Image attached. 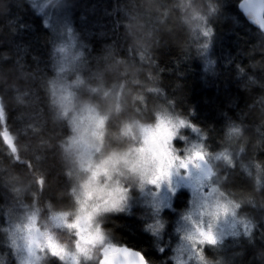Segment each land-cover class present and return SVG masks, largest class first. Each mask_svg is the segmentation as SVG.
I'll return each mask as SVG.
<instances>
[{
	"label": "clouds",
	"instance_id": "clouds-1",
	"mask_svg": "<svg viewBox=\"0 0 264 264\" xmlns=\"http://www.w3.org/2000/svg\"><path fill=\"white\" fill-rule=\"evenodd\" d=\"M71 7L72 0H49L46 10L67 12ZM220 9L221 0H127L122 20L128 41L124 54L106 50L90 62L80 48L79 33L68 26L58 30L53 39L47 71L39 67L29 70L23 65L0 67V111L4 112L5 121L9 103L40 116L34 129L31 124L26 129L7 126L21 157L28 159L35 151L41 153V160L33 161L31 169L12 172L7 178L10 192L20 203L14 221L31 227L40 264L53 260L56 264L138 261L139 250L122 237L119 230L124 225L114 218L131 217L138 209L136 218L144 232L152 221V210L145 202L151 199L147 193L154 189L150 179L158 162L140 149L165 129H172L175 135L171 147L178 153L181 148L174 142L185 137L184 130L189 128L187 123L180 126V121L189 122L188 117L161 87L153 53L162 36L174 31L183 35L184 51L203 53L202 46L208 39L205 33L211 30L213 34L212 21ZM258 27L264 34V27ZM260 67L264 65H253V71ZM247 83L264 87L255 76L248 77ZM233 124L225 128L217 151L230 156L208 161L211 188L205 192L211 191L212 196L198 204L189 201L177 212L171 221L174 231L181 213L187 214L185 225L191 232L209 225L218 232L233 213L242 219L240 209L245 204L256 206L264 184H258L255 176L264 178V166L253 176L252 193L238 195L225 188L228 170L244 160L252 161L247 155L252 140L248 127L235 124L237 131L229 135ZM261 145L264 140L254 143L253 151ZM205 150L209 158L217 153L207 147ZM46 154L55 158L66 180L65 188L55 197L47 194L51 186L42 162ZM117 190L124 198L113 207L111 196ZM25 197L29 198L27 203ZM258 203L264 207V198ZM160 219L164 237L170 222L162 212ZM187 235H177L178 241ZM49 241L61 250L59 256L51 254ZM153 241L156 245L155 237ZM205 247L202 255L209 264H228L209 258Z\"/></svg>",
	"mask_w": 264,
	"mask_h": 264
},
{
	"label": "trees",
	"instance_id": "trees-1",
	"mask_svg": "<svg viewBox=\"0 0 264 264\" xmlns=\"http://www.w3.org/2000/svg\"><path fill=\"white\" fill-rule=\"evenodd\" d=\"M241 2L221 0L218 17L212 21L213 34L206 52L184 51L183 35L174 31L162 36L152 58L162 89L206 134L211 149L221 148L229 124L243 123L248 127L252 140L247 155L252 161L245 160L237 168L229 169L225 183L227 190L245 195L253 192V176L257 170L252 165L264 166V145L254 151L252 147L257 141L264 140V124H261L264 119V87L247 83L248 77L255 76L264 84V67L253 71V65H264V34L249 21L241 9ZM126 3L127 0H72L74 29L85 44L84 54L90 62L106 50L124 54L128 44L122 26ZM53 39L51 26L31 0H0V67L23 65L29 70L39 67L47 71ZM6 112L8 127L19 125L26 129L27 125L36 126L40 122L36 112L18 110L10 103ZM34 154L41 156L39 151ZM33 155L28 160L33 162ZM42 162L51 186L47 194L55 197L65 188V177L60 174L59 165L51 155H44ZM242 166H248V171ZM26 170L25 165L9 157L6 145L0 143V258L3 264H17L8 244L5 225L8 212L20 206L9 190L7 178L12 172ZM255 179L258 184H264V178L259 175ZM177 197L180 199L176 198V207L183 208L188 202L187 192L181 191ZM261 198H264V188L256 197V206L245 204L241 208L254 222L252 235L241 239L219 259L228 264H264V207L258 203ZM28 200L25 197L24 202ZM114 219L124 225L119 230L122 237L143 251L151 264H175L169 246L163 252L158 251L153 237L141 230L136 216L121 215ZM208 256L218 259L210 253ZM50 264H56V261Z\"/></svg>",
	"mask_w": 264,
	"mask_h": 264
},
{
	"label": "snow or ice",
	"instance_id": "snow-or-ice-1",
	"mask_svg": "<svg viewBox=\"0 0 264 264\" xmlns=\"http://www.w3.org/2000/svg\"><path fill=\"white\" fill-rule=\"evenodd\" d=\"M48 2L49 0H44V5L46 6ZM240 6L246 15L252 19L253 23L264 27V0H243ZM40 11H43V7L40 8ZM205 36L210 38L211 30H208ZM208 45L206 40L202 46L205 52L208 49ZM186 123L194 132L199 133L200 130L189 122L180 121V126L183 127ZM30 126L33 129L35 128L34 125ZM0 129H2L0 130V143L7 146L9 157L14 162H19L28 169H31L33 162L32 160L22 158L19 154L15 138L7 130L3 111H0ZM237 129V125H231L229 135L236 132ZM174 135L175 133L172 129H165L159 136L153 137L150 142H147L146 148L140 149L142 153L145 151L150 153L158 162L150 179V183L154 186V189L147 193L151 199L145 202L146 207L152 210V221L146 225L145 231L151 233L152 237H155L156 247L160 252L164 251V248L160 246L164 230V223L160 219L161 212L164 209L172 208L174 198L180 199V197H177V193L181 189H187L190 192V202L192 204L202 203L211 197L213 194L211 191L205 192L206 188H211L209 177L212 175V171L208 161L209 159L230 156V153L227 152H217L214 157L209 158L206 154V145L203 142L202 135L195 142L188 141L185 137H180V140L185 141V146L177 153L171 147ZM32 159L38 163L41 160V156L34 154ZM242 167L248 171V166ZM252 167L256 169L260 168L259 165H252ZM43 183L44 180L41 179L40 184L43 185ZM181 196H183V193H181ZM123 198L118 190L113 193L111 196L113 207H117ZM235 207H239V204H236ZM186 215V213H181V219L176 223V235H180L181 233H187L188 235L185 239L179 240L176 245L174 250L175 255L172 257L175 264H190V262L192 264H209L202 255L204 246L219 249L226 237L238 236L241 234V230H243V234L250 236L253 228L251 221L237 218L233 213L232 218L224 223L218 232L212 230L213 225H209L207 229L201 228L198 231L191 232L185 225ZM6 231L8 233L9 247L13 250L18 264H40L41 257L37 254L36 241L34 235L31 233L30 226L10 221ZM196 245H199L200 248H197ZM47 247L53 256L61 254V250L51 241L48 242ZM136 255L138 261H130V264H150V260L146 259L141 250L137 251ZM0 264H3L2 258H0Z\"/></svg>",
	"mask_w": 264,
	"mask_h": 264
},
{
	"label": "rangeland",
	"instance_id": "rangeland-1",
	"mask_svg": "<svg viewBox=\"0 0 264 264\" xmlns=\"http://www.w3.org/2000/svg\"><path fill=\"white\" fill-rule=\"evenodd\" d=\"M31 1L35 5V7L37 8V10L43 14V16H44L47 24H49L51 26V28L53 30L54 37L56 36L58 30H61V29L65 28V27H68V26H71V27L74 28V23H73V4H72V7L69 10H67V12H55L54 13V12L47 11L46 10L47 5L45 6L44 5V2L42 3L41 0H31ZM41 7H43V11H40V8ZM209 41H210V38L207 39L208 44L210 43ZM84 45L85 44L81 41L80 42V48H81V50L83 52H84ZM188 120H189V123L191 125H193L195 128H198L199 129V127L194 124V122H193V120L191 118L188 117ZM199 130H200L199 133H197V132H194L192 130V128H187V129L184 130V136L186 137V139L188 141L195 142L197 140V138L202 135L203 142L205 143V145H206V147L208 148L209 151H211V152H217V151H219L220 149L213 150V149H211L209 147V145L207 143L206 134L204 132H202L201 129H199ZM174 143L176 144V146L178 148H181V149L185 146V141H182L180 139H177ZM243 162L245 163V160ZM253 165H257V164L254 163ZM254 168H252L253 171H255ZM256 170H258V169H256ZM181 191H186L187 192V194H188V202H189L190 199H191L190 192H188L187 189H181L180 192ZM175 202H176V198H174L173 201H172V208L171 209H164L162 211V215L166 219H168L169 222H170L169 225H168V228L166 229V231L164 233V237H163L164 243L162 244V247L165 248L166 246H169V249L172 251V256L175 255L174 250H175L176 245L178 243V239H177V235H176V233L174 231V228L172 226L171 221H173L175 219L176 213L179 212V211H182L187 206V204H188V202H186V205L183 208H178V207H176ZM173 209H175V211H173ZM19 211H20V206L18 208H16V209H11L8 212L7 224L5 225V233H7L6 229L9 227V222L15 220V216L18 214ZM168 211H169V213H167ZM137 215H139V210L138 209L134 210L133 215L131 217H134V216H137ZM240 215H241V217H242L243 220L251 221V223H252V225L254 227L253 220L249 217L248 214H246L245 212H243L242 209H240ZM127 217H129V216H127ZM252 232H253V228L251 230V235H252ZM244 237H249V235L243 234V230H241V234L238 235V236H235V237H232V236L226 237L225 240L223 241V245L221 247H219V249H214V248H211L209 246H206L205 249H204L205 250V253H206L207 256L209 255V253L211 254V256L212 255L213 256H217V258H218L217 260H221V259H219V257L220 256H223V255L226 256L227 254H225V253L229 252V250L232 247L237 246L238 243H239V241L241 239H243ZM212 259H214V258H212ZM17 264H18V261H17Z\"/></svg>",
	"mask_w": 264,
	"mask_h": 264
},
{
	"label": "water",
	"instance_id": "water-1",
	"mask_svg": "<svg viewBox=\"0 0 264 264\" xmlns=\"http://www.w3.org/2000/svg\"><path fill=\"white\" fill-rule=\"evenodd\" d=\"M242 2H243V0H242ZM242 2H241V3H242ZM243 11H244V10H243ZM244 13H245V11H244ZM245 14H246V13H245ZM246 16H247V18L249 19V21H250L251 23H253L252 19H250L248 15H246ZM253 24H255V25L258 26L257 23H253ZM136 249H137V248H136ZM138 250H140V249H138ZM142 254L145 255V254L143 253V251H142ZM145 257H146V255H145ZM146 259H147V257H146Z\"/></svg>",
	"mask_w": 264,
	"mask_h": 264
}]
</instances>
